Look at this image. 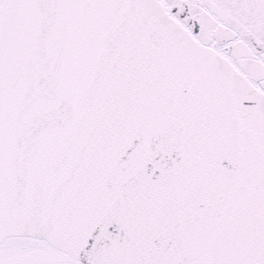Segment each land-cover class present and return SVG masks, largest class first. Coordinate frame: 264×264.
<instances>
[{
    "label": "snow or ice",
    "instance_id": "1",
    "mask_svg": "<svg viewBox=\"0 0 264 264\" xmlns=\"http://www.w3.org/2000/svg\"><path fill=\"white\" fill-rule=\"evenodd\" d=\"M0 264H264V0H0Z\"/></svg>",
    "mask_w": 264,
    "mask_h": 264
}]
</instances>
